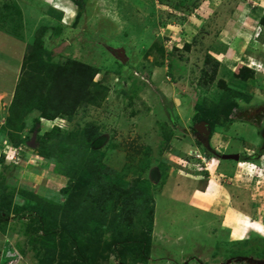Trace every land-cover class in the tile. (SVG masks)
Listing matches in <instances>:
<instances>
[{"label": "rangeland", "instance_id": "rangeland-1", "mask_svg": "<svg viewBox=\"0 0 264 264\" xmlns=\"http://www.w3.org/2000/svg\"><path fill=\"white\" fill-rule=\"evenodd\" d=\"M253 1L264 3L0 0V264H264L257 230L264 228V65L252 57L243 60L250 70L240 59L222 67L218 60L226 19ZM252 28L247 49L261 47L264 60L263 24ZM36 50L47 62L75 59L98 72L72 117L47 119L27 109L21 121L13 115L12 129L23 65ZM88 124L99 128L92 148L114 181L140 185L143 203L154 208L151 216L140 208L116 233L90 220L86 233L72 216L56 221L36 209L41 197L67 203L65 189L77 181L39 156L40 137L55 128L79 133ZM184 175L203 190L211 178L220 185L188 204L187 187L175 191ZM142 236L150 238L146 257L144 245L133 244Z\"/></svg>", "mask_w": 264, "mask_h": 264}, {"label": "trees", "instance_id": "trees-1", "mask_svg": "<svg viewBox=\"0 0 264 264\" xmlns=\"http://www.w3.org/2000/svg\"><path fill=\"white\" fill-rule=\"evenodd\" d=\"M71 1L80 5V0ZM260 21L264 25V17ZM37 40L39 41L40 37H37ZM38 45H41L40 42ZM30 57L33 63L26 62L23 65L24 70L28 69L27 74L20 83L22 86L19 84L21 87L13 102L12 120L7 121V126L12 129H14L13 117L18 119L19 116L21 121L27 109H37L41 112V117L47 119L60 116L72 117L82 102L88 98L90 85L98 72L94 65L75 59L57 64L47 62L42 58L43 53L40 50H36ZM218 67L219 61H216L213 75H216ZM30 68L33 70L29 71ZM247 69L250 70V68ZM20 127L21 125L18 126ZM98 136L99 128L88 124L79 133L55 128L40 137L39 156L45 160H53L57 166V172L71 178L75 177L77 181L72 186L73 193H71V187L65 189L66 194L70 196L67 203L59 205L38 197L39 205L36 209L43 217L50 213L49 217H53L56 221L59 215L62 219L72 216L69 220H73V223L86 233L89 220L95 225L96 222H101L103 225L111 224V228L116 233L117 229L122 230L123 224L130 227V217L138 214L140 208H143L148 216H151L154 208L147 209L143 203L145 190L140 185L124 187L114 181L110 175L112 169L101 161L98 151L92 148ZM1 139L2 136H0V143L3 141ZM14 163L18 162L14 160ZM88 217L90 219L87 220ZM149 224L151 227V220ZM138 243L144 245L143 255L146 257L150 246L149 236L135 238L133 244L138 246Z\"/></svg>", "mask_w": 264, "mask_h": 264}, {"label": "crops", "instance_id": "crops-1", "mask_svg": "<svg viewBox=\"0 0 264 264\" xmlns=\"http://www.w3.org/2000/svg\"><path fill=\"white\" fill-rule=\"evenodd\" d=\"M245 6H247V5H241V7H240L241 9H238V12L235 14V12L237 10L236 9L234 11V13H232L231 20L229 18L226 19L228 24L225 25V27L223 26L222 35H221V37H222V41H221L222 42V52H221L222 58L218 59V60H221L223 62V63H221V67L225 61L227 64L228 63L231 64V63H234V61H237V59H240V61L242 63H244L245 61H248V63H250L249 60L251 59V57L253 59L257 58L258 62L260 61L261 65H264V60L262 59V56L259 53V50L261 49V47H259L255 51L253 50L254 52L253 51L250 52L247 49V46L250 43L248 40L251 37H253L252 35H253L254 28H252V27L254 26V24L257 21L261 20L262 15L264 14V3H262V2L258 3V2L253 1L251 3V5L249 6V8L247 9V11L245 10V12H244ZM202 20H201V23L204 25L206 23V20H203V21ZM263 27H264V25H263ZM210 38H211V35H207L206 41L208 42V40ZM214 49H215V47L213 49L211 48L212 52L214 51ZM224 49H226V51H224ZM238 52H240L239 56L237 54ZM243 60H245V61H243ZM244 64H246V66H249V68L251 67V68L255 69V67L251 66L250 64H247V63H244ZM229 69H230V67H229ZM218 152L221 153L223 151H221L219 149ZM225 159H227V157H225ZM220 173H221V175L225 174L223 169H222V171H220ZM184 176H186V178L182 179V181H184V182L182 183V185L177 184L175 191L178 192V190H180V188H182L184 186L187 187L188 194H189L188 204H191V202L193 201V198L197 192L204 193V192H207L208 189L211 190L215 186L218 187L220 185L217 181H215L214 179L211 178V179H209V182H207L208 184L205 187V190H203V189L198 187L197 184L199 181H197V179H193L189 175L188 176L184 175ZM180 179H181V177H180ZM186 179L189 180V183L185 182ZM203 210L209 211L210 209L204 208Z\"/></svg>", "mask_w": 264, "mask_h": 264}, {"label": "water", "instance_id": "water-1", "mask_svg": "<svg viewBox=\"0 0 264 264\" xmlns=\"http://www.w3.org/2000/svg\"><path fill=\"white\" fill-rule=\"evenodd\" d=\"M118 52H119V54H118V56L120 57V58H122L124 61L126 60V57H125V51H124V49L123 48H120L119 50H118ZM207 123L206 122H203V123H201L200 125H197V129L199 130V131H201V132H203V131H206V125ZM225 157H228V158H235V159H239V155H235V156H232V155H224ZM261 262V261H260ZM262 263V262H261Z\"/></svg>", "mask_w": 264, "mask_h": 264}, {"label": "flooded vegetation", "instance_id": "flooded-vegetation-1", "mask_svg": "<svg viewBox=\"0 0 264 264\" xmlns=\"http://www.w3.org/2000/svg\"><path fill=\"white\" fill-rule=\"evenodd\" d=\"M259 111V110H258ZM262 153L260 152V151H258V152H256L255 154H254V156L256 155L258 158H259V156L261 155Z\"/></svg>", "mask_w": 264, "mask_h": 264}, {"label": "clouds", "instance_id": "clouds-1", "mask_svg": "<svg viewBox=\"0 0 264 264\" xmlns=\"http://www.w3.org/2000/svg\"><path fill=\"white\" fill-rule=\"evenodd\" d=\"M257 230L264 234V228H258Z\"/></svg>", "mask_w": 264, "mask_h": 264}]
</instances>
